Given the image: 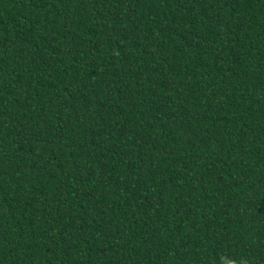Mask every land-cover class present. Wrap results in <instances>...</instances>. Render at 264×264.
I'll list each match as a JSON object with an SVG mask.
<instances>
[{"label": "trees", "instance_id": "1", "mask_svg": "<svg viewBox=\"0 0 264 264\" xmlns=\"http://www.w3.org/2000/svg\"><path fill=\"white\" fill-rule=\"evenodd\" d=\"M0 264H264V0H0Z\"/></svg>", "mask_w": 264, "mask_h": 264}]
</instances>
